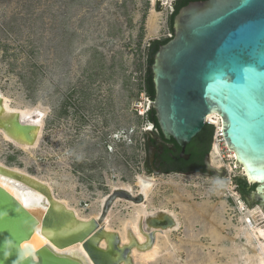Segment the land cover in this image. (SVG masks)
<instances>
[{
  "label": "rangeland",
  "instance_id": "obj_1",
  "mask_svg": "<svg viewBox=\"0 0 264 264\" xmlns=\"http://www.w3.org/2000/svg\"><path fill=\"white\" fill-rule=\"evenodd\" d=\"M172 11L161 0H0V91L19 108L46 109L39 144L24 150L0 133V160L48 179L84 215L111 184L137 189L136 174H154L147 207L170 209L179 223L160 233L148 264H255L264 202L251 196L254 185L243 191L249 184L238 167L226 178L145 167L147 53L150 39L169 38ZM213 126V144L218 137L232 164ZM138 206L114 204L113 226Z\"/></svg>",
  "mask_w": 264,
  "mask_h": 264
},
{
  "label": "water",
  "instance_id": "obj_2",
  "mask_svg": "<svg viewBox=\"0 0 264 264\" xmlns=\"http://www.w3.org/2000/svg\"><path fill=\"white\" fill-rule=\"evenodd\" d=\"M173 28L174 36L155 54V97L148 100L161 139L174 138L180 156L189 158L187 145L207 124L214 125L207 117L217 112L234 166L245 169L247 178L243 173L240 178L248 189L255 185L251 196L264 202V0H193L174 16ZM4 110L0 95V128L33 144L37 125ZM154 150H149L151 160ZM210 157L211 152L206 171L181 173L226 178L229 169L214 166ZM2 178L8 184L0 181V264H81L57 251L75 243L83 244L94 264H130L131 245H121L119 234L106 231L97 218L80 219L48 184L0 164ZM12 183L40 193L44 206L27 208L9 190ZM36 236L48 242L41 244ZM149 237L153 241V230Z\"/></svg>",
  "mask_w": 264,
  "mask_h": 264
},
{
  "label": "bare ground",
  "instance_id": "obj_3",
  "mask_svg": "<svg viewBox=\"0 0 264 264\" xmlns=\"http://www.w3.org/2000/svg\"><path fill=\"white\" fill-rule=\"evenodd\" d=\"M161 1L163 5H168V4L171 5L173 3V0H161ZM153 2H156V0H153ZM152 27L153 29H156L155 24H153ZM0 95L3 97V100H4V107H5L4 115H10L11 113L18 112L20 113L24 121L34 123L35 125H37L36 139L33 144H28L26 142H23V140L17 141L16 139L8 135L5 131H3V129L1 128H0V133L3 134L4 137L7 140H9V142L14 143L16 147L19 146L23 149L29 148L32 146L36 147V145H38L40 142L41 135L43 132L42 119L46 112L45 111L46 109L44 110L45 111L44 112L42 110L44 107L42 108L40 105H39L40 109L38 108L39 107L38 105H37L38 106L37 108H33V107L32 108L30 107L19 108L17 106L12 105L10 98L6 96L5 94H3L1 91H0ZM207 119L210 123H213L216 125L217 134H218L217 136H219V134L221 133V129H222V122H221L220 115L217 112H214V113L209 114ZM151 128L152 126L150 125L146 129H151ZM121 137H122V134H121ZM225 141L227 145V140ZM212 146H213L212 148L213 151L211 154L212 155L211 161H213V163L215 164L214 166L220 169L223 166H227L229 171L232 172L235 169L234 151L228 148L231 152L230 156L233 158V163L227 164V162H225L224 160L225 156L222 152L223 151L222 143L219 141L218 137ZM0 164L8 166V164H5L2 160H0ZM9 167L17 171H20L22 173H26L48 184L51 187V189L54 192H56L53 186V183L49 181L48 179L41 178L35 174L29 173L28 171L24 169L25 167L22 168V167L13 166V165ZM240 170H241V173L243 174L246 173L244 168H240ZM246 178H247V175H246ZM0 181L7 182L8 184V181H5L4 178H2ZM156 181L157 179L154 174L138 173L136 174L137 189H135L134 188L135 186L130 182H118V183L111 184V191L106 194L104 193L103 195L99 197L100 204H99L97 211H95L94 213H89L87 215L86 214L84 215V213L79 207L72 205L68 198L60 197L57 195V193H55V196L59 199V201L63 202L68 207L73 209L80 219L89 220L92 217H95L100 221L101 225L104 226V229L106 231L117 232L120 236L121 245H131L130 264H148L147 258L151 255H155L158 251L160 233H162L165 229H171V228L177 227L179 223L177 216L172 210L167 209L165 207H156L152 209L147 207V202L150 199V193ZM9 185H10L9 190L11 191V193L17 198L18 201H20L27 208H36V207L44 206L43 196L37 191H35L34 189H30L29 187H25V186H22L21 184H16V183H12ZM216 185H217L216 187L219 190L225 189L227 187V186L225 187L223 183H217ZM262 192L264 193V188ZM237 196L238 195H236V197ZM122 200L131 202L136 205L138 204L139 206L136 207V209L134 210L136 212L132 214L130 218H126L125 220H123L119 228H115V226H113L112 224L111 211H112L113 205ZM244 206H245L244 202H240L239 208L241 210L244 208ZM253 211L254 212L257 211V208L254 209ZM254 214L256 216V213ZM153 220H155L156 222H154ZM248 221L249 219L246 217L244 218V220H242V223L245 226H248ZM150 230L154 231L153 241H151L149 237ZM258 233L262 234L264 238V229L258 228ZM36 237L42 242L41 244L48 242V240L41 239L39 236H36ZM132 240H134L135 242H132ZM100 243L102 245H106V239L104 238L101 239ZM261 249H262L261 252H256V255L258 256V262H256L255 264L257 263L264 264V246ZM57 251L60 253H66L72 256L73 258L77 259L81 264H94L93 261L88 257L87 253L85 252L82 243H75L63 249L57 248ZM28 253H31V251H29ZM256 255L255 257H257ZM121 264H125V262H121Z\"/></svg>",
  "mask_w": 264,
  "mask_h": 264
},
{
  "label": "flooded vegetation",
  "instance_id": "obj_4",
  "mask_svg": "<svg viewBox=\"0 0 264 264\" xmlns=\"http://www.w3.org/2000/svg\"><path fill=\"white\" fill-rule=\"evenodd\" d=\"M186 0H173L171 4L173 6L174 13L176 9L180 10L181 7L188 4L190 1L188 0L187 3H184ZM154 124V122H151ZM152 129V128H151ZM153 132L150 134L147 133V145L149 150L151 147H154L155 156L153 160H151L150 155L148 160L146 161L145 167L151 171L155 172L156 170L162 172H188V171H198L204 172L206 171L205 168V158L208 153L211 152L212 145H213V137L212 142L209 146V143L203 141H197L196 143H189L186 147V153L189 154V158H183L180 156L181 149L179 150L178 147L173 143H168L162 140L161 133L158 128L155 127L152 129ZM214 135V133H213ZM167 147L170 148L172 154H169L167 151ZM210 147V150L206 153L203 159L197 158L193 156L197 152H204ZM181 148V147H180ZM255 186V185H254Z\"/></svg>",
  "mask_w": 264,
  "mask_h": 264
},
{
  "label": "trees",
  "instance_id": "obj_5",
  "mask_svg": "<svg viewBox=\"0 0 264 264\" xmlns=\"http://www.w3.org/2000/svg\"><path fill=\"white\" fill-rule=\"evenodd\" d=\"M188 0L184 1V3H187ZM178 8L174 13H172V20H171V29L174 31L173 28V19L174 16L178 13ZM171 38H165V39H155L150 43V46L148 48V53H147V66H146V75H145V85H146V93L150 99H154L155 97V89H154V82H153V71H152V65L154 63L155 59V54L159 50L160 46L162 44L167 43ZM153 110H148L147 112V117L150 122H154L155 127L160 130L159 123L157 121V118L155 116H152ZM161 133V130H160ZM214 133V126L212 124H207L203 130L193 139L192 143H196L197 141H203V142H208L209 146L212 142V137ZM161 137H163L161 133ZM165 142L168 143H173L175 144L178 149L180 150V146L178 143L175 141L174 138H171L170 140H164ZM210 150V147L204 152H197L196 154H193V156H196L197 158L203 159V157L206 155V153ZM167 151L169 154H172V151L170 148L167 147ZM243 191H247V183L245 186H243Z\"/></svg>",
  "mask_w": 264,
  "mask_h": 264
},
{
  "label": "built area",
  "instance_id": "obj_6",
  "mask_svg": "<svg viewBox=\"0 0 264 264\" xmlns=\"http://www.w3.org/2000/svg\"><path fill=\"white\" fill-rule=\"evenodd\" d=\"M173 36H174V31H172V32L169 34V38H172ZM148 110H149V106H148V108L145 110L144 113H147ZM150 125L152 126V129H153V128H154V124H153V123H150V124L148 125V127H149ZM219 137H220L223 141L225 140L224 137H223L222 132L219 134Z\"/></svg>",
  "mask_w": 264,
  "mask_h": 264
}]
</instances>
